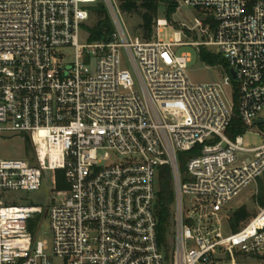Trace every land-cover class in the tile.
Wrapping results in <instances>:
<instances>
[{"label": "built area", "instance_id": "1", "mask_svg": "<svg viewBox=\"0 0 264 264\" xmlns=\"http://www.w3.org/2000/svg\"><path fill=\"white\" fill-rule=\"evenodd\" d=\"M174 1L173 17L186 8L193 19L159 18L145 40L120 18L119 0H0V143L10 135L32 144L26 161L0 153V264H229L228 253L264 264V207L223 235L227 207L264 175V145L227 136L237 119L264 137L255 125L264 121V0ZM100 8L112 30L92 41ZM164 28L169 42L158 39ZM181 47L201 57L218 48L227 78L208 69L211 82H192ZM165 105H181L187 122ZM188 152L196 155L182 168ZM163 168L172 250L158 238ZM57 171L69 188L48 210L7 197L39 192L46 172L56 186ZM39 215L52 253L36 240Z\"/></svg>", "mask_w": 264, "mask_h": 264}, {"label": "rangeland", "instance_id": "2", "mask_svg": "<svg viewBox=\"0 0 264 264\" xmlns=\"http://www.w3.org/2000/svg\"><path fill=\"white\" fill-rule=\"evenodd\" d=\"M184 15L176 14L173 17V21L176 24L182 23L186 19L192 20L195 15V11L191 9L184 8ZM163 12V11H162ZM163 14V13H162ZM122 21L127 25L130 32L138 34L137 26L139 25V19L136 17H126L125 15L120 16ZM160 18H165L161 16ZM93 26L96 24V20L92 21ZM174 37V32L170 28H164L161 33L158 34V39L169 42ZM187 42L186 39L183 40ZM176 54L181 56L182 54L190 55L191 62L188 66V74L192 82L196 84H204L212 81L208 69L213 78H227V74L223 70V64L220 62V50L218 48H211L209 50V59L208 62H204L200 55L199 50L193 47H181L176 50ZM71 62V59L69 60ZM164 111L170 109L176 110L175 121L179 123L187 122L186 113L183 110L181 105H165L163 107ZM260 119L264 120V112L259 116ZM252 121L250 124L252 125ZM244 147L245 148H257L264 145V137L259 134V128H252L248 130L243 135ZM0 153L2 159L5 160H23L26 161L27 158V149L25 141L22 137L19 136H3L0 143ZM30 153V152H29ZM28 153V154H29ZM32 163H34L32 161ZM45 181L42 189L39 192H9L8 196L10 199H14V205L22 206H35L42 207L45 211L48 210L54 202L59 203L61 201L62 191H58L54 184V174L51 172L45 173ZM264 182V178L261 179ZM258 184L256 186H251L246 189L238 198H236L226 209L225 213L232 217L234 212L239 208L245 207L249 214L252 215L251 219L258 212V205L254 201L253 197L258 193ZM249 220V221H250ZM248 221V222H249ZM36 222L39 225L37 234L35 235L36 240L40 242H45L49 249V253H52V235L50 232V222L48 217L44 215H39L36 218ZM247 222V223H248ZM230 222L227 218L223 219V235L225 237L232 234V229ZM173 234L169 237L168 242L171 250L173 249ZM260 257V258H259ZM254 259L247 256H241L233 262L232 264H263L261 256Z\"/></svg>", "mask_w": 264, "mask_h": 264}, {"label": "trees", "instance_id": "3", "mask_svg": "<svg viewBox=\"0 0 264 264\" xmlns=\"http://www.w3.org/2000/svg\"><path fill=\"white\" fill-rule=\"evenodd\" d=\"M122 13L126 17H136L139 19V25L137 31L145 40H151L155 37L156 21L164 16L166 19L171 20L176 13L177 5L174 0H119ZM163 11V12H162ZM163 13V14H162ZM111 25L106 16L105 10L100 8L98 10V22L91 30L92 41H106L111 33ZM209 55L203 54L202 60L208 62ZM226 66L225 62H222ZM246 129L242 123L234 119L231 126L227 131V136L231 139L236 138L239 135L245 134ZM25 145L27 153L32 151V144L29 138H25ZM196 155L195 152H188L181 154L182 168H185V159H189ZM258 180V193L253 197L258 207H264V182L261 179ZM69 188L65 179V173L63 171L56 172V189L58 191H65ZM174 204V194L172 189L171 175L167 168L161 169L158 179V194H157V207L156 216L158 219V238L160 243H167L172 233V211ZM255 216V215H254ZM252 215L249 214L245 207L239 208L231 218V228L234 233L238 232L241 227L246 224ZM241 255L235 253H228L226 256L227 263L236 262Z\"/></svg>", "mask_w": 264, "mask_h": 264}, {"label": "water", "instance_id": "4", "mask_svg": "<svg viewBox=\"0 0 264 264\" xmlns=\"http://www.w3.org/2000/svg\"><path fill=\"white\" fill-rule=\"evenodd\" d=\"M231 75H232L233 78H235V74H234L233 71H231ZM263 124H264V121H260V120H259V121H256V122H255V125H256V126H262Z\"/></svg>", "mask_w": 264, "mask_h": 264}]
</instances>
